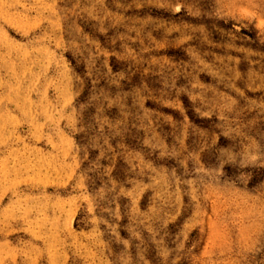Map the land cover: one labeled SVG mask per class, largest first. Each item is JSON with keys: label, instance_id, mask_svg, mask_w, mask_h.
Instances as JSON below:
<instances>
[{"label": "rangeland", "instance_id": "rangeland-1", "mask_svg": "<svg viewBox=\"0 0 264 264\" xmlns=\"http://www.w3.org/2000/svg\"><path fill=\"white\" fill-rule=\"evenodd\" d=\"M0 264H264V0H0Z\"/></svg>", "mask_w": 264, "mask_h": 264}]
</instances>
